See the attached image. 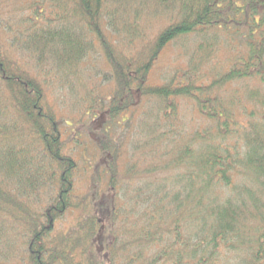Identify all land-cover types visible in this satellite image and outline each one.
<instances>
[{
  "label": "trees",
  "instance_id": "16d2710c",
  "mask_svg": "<svg viewBox=\"0 0 264 264\" xmlns=\"http://www.w3.org/2000/svg\"><path fill=\"white\" fill-rule=\"evenodd\" d=\"M0 264H264V0H0Z\"/></svg>",
  "mask_w": 264,
  "mask_h": 264
},
{
  "label": "rangeland",
  "instance_id": "374dc122",
  "mask_svg": "<svg viewBox=\"0 0 264 264\" xmlns=\"http://www.w3.org/2000/svg\"><path fill=\"white\" fill-rule=\"evenodd\" d=\"M164 25H165V23L163 21L156 22L153 26V29L162 28ZM190 38L191 37L186 38V40H187V42L185 43L186 45L191 42ZM178 53H179V50L176 51V50L172 49L171 47L166 48L163 51L162 55L160 56L158 68L155 69L154 71H152V76H156L158 74L159 70L161 68H163L164 66H166L167 64H168V66L171 65L172 69L178 67V64L175 61V59H177V56H179ZM224 59H226V54L220 53V60H224ZM98 62H100V61L98 60ZM91 67L92 68L94 67L93 63H92V66H88V68H91ZM64 225H66V224H64Z\"/></svg>",
  "mask_w": 264,
  "mask_h": 264
}]
</instances>
